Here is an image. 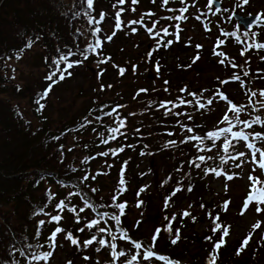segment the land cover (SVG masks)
Instances as JSON below:
<instances>
[{
  "label": "trees",
  "instance_id": "obj_1",
  "mask_svg": "<svg viewBox=\"0 0 264 264\" xmlns=\"http://www.w3.org/2000/svg\"><path fill=\"white\" fill-rule=\"evenodd\" d=\"M172 1L181 3V0H170V2ZM115 3L116 0H93V7L88 9L87 0H0V264H29L31 260L30 251L42 252L49 250L47 247V237L57 227V224L55 222L48 223L49 217L47 215L34 213L43 209L44 213H52L55 215L54 205L60 200H65V202L68 203L69 193H79V195H72L70 197L69 205L75 206L77 212H79L81 207H85L83 203L84 199H87L89 203L93 204L96 211L85 208L84 212H79L81 222L77 224L75 223L74 214L65 209L61 214L62 219L59 226L66 231H71L74 236L79 237L81 244L85 239L90 238L91 234L97 233L98 227H104L117 236V240L112 241L117 244V251L124 250L126 252L124 257L113 261L110 249L102 248L99 252L103 262L97 259V262H101L100 264H127L128 259L136 254L137 250L134 248L132 242H128L127 239H119L120 229L126 231L128 237L132 241L143 243L145 248L149 247L151 244V239L141 240L135 237V229L134 231L131 230L129 209L131 198L141 196L143 193L144 188H142L139 183L147 179L148 173H139L135 182L136 187L132 186L134 184L130 183L126 176L123 175L125 185L122 187L126 188V191H124L122 195H119L115 203L126 202L127 206L124 210V214L120 217V224L117 225L114 220L110 219V216L112 214H119V210L112 206L114 203L112 197L117 195L116 188L119 186L118 181L120 175L114 177V174L113 176L106 174L109 176V181L111 183L107 186V181H103V166L99 162V150L104 147L108 149L126 148L123 156H121L122 151H119L118 154H113V152L108 153L109 158L116 162L123 161L121 165L124 163L126 166L128 163L124 161H130L135 164L147 150L146 140L142 136L143 130L140 129L138 133L131 134L130 128L127 126L129 125L130 119L126 111L119 116L120 119L124 120L125 124L121 130L127 128V135L131 136L132 139L126 141L124 135H118V133L115 139H112L111 136L103 140L99 139L100 135H107L110 133L108 131L109 128L116 127L113 124V119L111 125L108 124L107 120L109 115H106V113H112V115H114L122 108L121 105H125V100L119 99L118 102L120 104H114V106H111L107 111L104 103H95L92 107L89 106V108L85 110L84 116L81 115L74 119L67 118V120H60L56 124V122L52 121L46 114L48 110L46 104L48 96L41 100V103L45 105L42 111H38V105L36 103L40 94L49 87L47 84L51 82L49 80L44 81V83L40 85L42 87L39 88V91L34 93V88L31 86L26 85L22 87L19 83L14 82L9 76V68L6 65L13 60H22L33 50L32 46L36 42L38 47L42 49L40 55L43 63L42 68L44 69V73L48 75L54 58H57L59 54L71 49L73 52L77 53L70 58L72 61L82 59L79 55V50L87 48L89 44H95L98 35L103 41L102 47L97 49V53L89 52L87 60H83V63L69 69L71 76H66L64 80L73 77L74 72L82 65L85 66V70H88L95 62L101 60H107V62L103 63L104 66L99 69L101 71L110 70L111 68L108 66L114 61H112V55H108L104 48L106 42V30L103 28L104 25L109 21L115 22L114 13L118 11L119 7H123L124 9L121 17L128 13L131 14L133 8L135 10H150L152 13L153 8L158 4H162V0H155V3H153V0H138L137 4H132L131 0H126L124 5L118 6L117 8L113 7ZM183 3L187 5L189 2L188 0H184ZM104 8L105 10H103ZM246 12L247 11H243V13ZM100 13L106 14L103 22L99 25L90 24L89 21L92 18L99 19ZM248 13L250 12L248 11ZM208 14L210 15L211 13L209 12ZM222 14H224V11L221 10L214 12L212 15L214 21H217V18H219L226 22L227 25L236 23V18L232 17V15L224 19ZM229 17H231V19H229ZM97 26L100 27L102 31L97 35H93V29ZM256 28L263 29L264 24H258L256 21L251 32H254ZM240 29L244 31L242 28ZM232 32L234 31H231V33ZM251 32L247 37L241 36V39L246 40L248 43L246 48L249 52H245L246 56L249 55L247 58L256 59L258 61L261 60L260 63L255 62L251 64L253 66L249 68L250 73L253 74L252 79L251 75L244 72L246 69L245 67L242 68V66L239 75L232 72L217 81L214 80L217 79L219 72L216 73L214 70L202 72L198 79L203 80L204 91L199 97V100L196 98L193 100L192 105L194 106L188 108L187 115L186 110L184 108L182 109L180 101H176V104H174L175 110L165 109L170 105L169 101H163V103L166 104L163 109L158 102L155 103L156 114L153 125L168 124L163 133H158V137L168 142H176L175 144L168 143L170 153H167L166 156H162L165 158L166 163L172 162L171 165L166 166V168H171L175 172V175H168V182L165 185L162 199H168L169 197L171 199L167 208L163 206L162 214L163 217L168 216L171 218L175 216V220L172 222L173 232H168V234H166L165 231H162L156 241L153 251L158 255H163L173 261H178L179 264L182 262H180L174 254L163 253L161 249L166 245H178L185 240H183L182 231L190 229L186 227L188 219L180 215L183 211L189 210V207H201V205L207 207L205 197L210 191L207 182L210 178L215 177V174L207 171V169L216 168L218 171L222 170L227 175L234 176L238 172L243 171L246 166L250 169L256 167V165L249 160L250 156L246 155L247 152L244 151V143L242 140L234 139L231 133L227 134V139L232 141L233 147L229 148L228 153L223 151V147L216 150V142L220 141V139H224L223 135L215 141L207 137L208 132H214L217 129L215 128L216 123L214 127L213 124L220 112L218 104H224L227 108L226 115L234 120L232 124L235 125L232 127L233 132L243 131L245 134H250L249 140L255 143L257 148H264V142L252 139V136L256 132L264 134V123L254 124L252 128H247L244 124L233 119V113L229 111V109L231 105L235 103L229 98L223 101L220 95H215L216 92L220 91H218V89L213 91L211 87L213 83L219 81L223 89L233 96L231 94L232 89L235 88V86H239L245 98V104L238 107L241 109L239 114L240 119L252 122L259 116L261 120L264 121V96L260 95V92L264 91V49L248 47L254 40H256L254 41L255 43H259L256 36L253 37L251 35ZM88 33L90 35L87 36ZM162 37L163 44L159 47L158 44L155 45L154 55L156 60L153 59V63L150 64L154 66V68H157V65L159 66L158 63L163 67V62L165 63L166 61L167 53L176 51L180 55L181 53L190 52L192 49L190 45L187 46L185 44L187 46L185 48L183 44H175L174 42L170 46H163L167 44L168 40L172 39L171 35L163 36L162 34ZM229 40L237 42L234 36H229ZM29 41L31 42V47L27 46ZM174 45H176V48H174ZM212 57L215 58L214 55H212L211 58ZM211 58L208 62L209 64H213L211 63L213 58ZM61 67H63V65H61ZM147 67L150 69L149 65ZM228 68L232 67L230 66ZM168 69L169 67H167L166 64L165 70L162 68L167 76L170 74L167 72ZM235 76H239L240 79H234ZM155 77L157 78L158 75H155ZM205 77H210L209 81L204 82ZM225 81L226 83H224ZM61 82L62 81L59 83ZM141 89L144 88H140V90ZM211 92H213V96H211ZM141 93H146V91H141ZM253 93H256V95H252ZM82 95L83 89L80 88L78 97H82ZM137 95L138 92L136 96ZM224 96H227V94L224 93ZM151 97H153V92L149 98ZM166 97L169 99L172 96ZM215 97H218V99ZM209 98H213V103L211 105L207 103ZM23 100L29 104V107H27L28 109L25 108L28 110L29 117L25 114L26 111L21 105ZM133 101L139 102V104L133 105L134 109H139L146 99H136ZM197 101L204 104L205 107L200 108ZM114 109L115 111H113ZM29 112L32 115H30ZM188 115H195L194 122L192 120V131L189 132L185 130L183 139L177 140L174 138L173 130L175 131L176 125H187L189 122L183 123L180 119L182 116L187 117ZM97 117H99V119H97ZM34 119L39 120V124L36 126L34 125ZM230 126H224L222 128H228ZM169 133H171V135H169ZM195 136H199L202 139H190ZM80 138H82V140H80ZM105 139L108 140L107 143L103 142ZM195 145H197V148ZM208 149H211V151ZM81 150L85 158L83 160H71L74 153L77 151L80 152ZM241 152L245 153V155L240 156ZM71 153H73V155ZM102 153L105 152H101V154ZM229 154H231L232 157H238V159H228ZM201 155L205 157V161L203 162L198 160V157ZM151 156L157 157V154H152ZM219 156H223L228 162L221 165L220 160L217 158ZM208 157H212V159H208ZM170 159L172 161H170ZM197 163L200 164L199 168L195 166ZM114 165L115 164L112 163L110 168L113 169ZM237 165L240 166L237 167ZM121 168H125V166L119 167L117 171ZM228 171L231 172V174H229ZM183 173L187 175L185 178L183 177ZM251 175H256V173L251 171ZM84 177L88 178L85 180L83 179ZM220 177L226 180L224 175ZM182 184H184V187ZM105 186L107 187L104 191ZM52 187H55V189ZM189 188L191 189L190 191ZM93 189H95V191H92ZM187 190L189 194L186 193ZM49 192L55 197L51 201L48 200ZM173 192H175V195H173ZM223 204L224 202L219 201L208 209L215 215L216 211L223 208ZM133 206L137 207V204ZM140 207L141 205L137 208ZM212 208H214L215 211H212ZM103 212H107L110 215L98 216V213ZM218 216L220 217V223L226 220L225 217L221 215ZM97 218L100 219L98 227L91 230L85 228L83 233L77 231V229L84 227L85 223L89 222L91 219ZM148 219L149 218L146 217L144 222ZM39 220H44L46 223L39 228L40 234L37 236L36 233ZM176 230L180 232V239L176 244H172L171 240L174 238ZM152 233H154V231ZM64 235L65 233L58 234L57 247L48 264H51L54 255H56L58 251H65L66 247L64 245L70 247L67 253L68 256L80 255L84 258L85 249L88 250V257H90V259L84 260L83 262L87 263L91 261L94 263L96 261V251L94 250L99 247L98 244H94L88 248L81 247L78 249L64 239ZM99 235L106 240L111 239L108 232ZM29 245L32 246L31 250L29 249ZM39 245H43V247H37ZM219 252H222L221 248L218 253ZM32 264H36V262L32 261ZM40 264H44V262L41 261ZM133 264H165V262L156 259L144 260L143 251H141L140 259L133 262ZM185 264L192 263L186 262ZM195 264L198 263L196 262Z\"/></svg>",
  "mask_w": 264,
  "mask_h": 264
},
{
  "label": "rangeland",
  "instance_id": "obj_2",
  "mask_svg": "<svg viewBox=\"0 0 264 264\" xmlns=\"http://www.w3.org/2000/svg\"><path fill=\"white\" fill-rule=\"evenodd\" d=\"M188 2L187 5L177 1L169 2L168 5H163V3L160 5L158 4L152 10L154 15L144 16L143 25H130L129 22L131 20H139L142 15L150 12V10L139 9L133 11L131 14L128 13L122 16L121 19L124 22L122 30L115 29L114 21L105 22L106 24L103 28L106 30V37L112 35L115 31V35L112 37L111 41L105 38L106 42L104 47L106 53L108 55L111 54L112 61H114L108 66L111 69L108 71H101L99 68L103 67L104 64L98 61L90 66L88 70H85V66L82 65L77 68L73 77L61 83H56L48 93V99L46 101L48 106L46 114L57 124L60 120L65 121L67 118L74 119L83 115L85 110L89 108V106L92 107L95 103H104L107 111L111 106H114V104H120L118 102L119 99L125 100V105H121L122 108L118 112L109 116L107 120L108 124L111 125L113 119V124L117 127V118L120 119L119 116L126 111L130 119L129 125L127 126L130 128L131 134L138 133L139 130L142 129V136L146 140L147 150L135 164L130 161H124L128 163L126 166L124 163L121 165L123 161L116 162L109 158L108 155H101V152H107L108 150L107 153H110L115 150V148L108 149L104 147L99 150V162L103 166V181H107V186L111 183L109 181V176L106 174L111 176L114 174L115 177L120 175L123 169V175L126 176L130 183L134 184L132 186L136 187L135 182L139 173H148L147 179L139 183V185L144 188L143 193L141 196L131 198L129 203L131 230L134 231L135 229V237L141 240H150L154 234L152 232L156 228H162L168 223L162 214L166 200L165 198L162 199V197L165 185L168 182V175H175L174 170L166 168V166L171 165L172 162L166 163L165 158L162 157L170 153L168 141L158 137V133H163L168 124L153 125L156 114L155 103L158 102L161 105V102L169 101L170 105L165 109L175 110L174 104H176V101H183L180 105L182 109L184 108L186 110L187 115L188 108L194 106L192 105L193 100L195 98L199 100V97L204 91L203 80L198 79L202 72H208L210 70H214L216 73L219 72L217 79L214 80L217 81L232 72L239 75L242 66V68L245 67L246 69L244 72L251 75L252 79L253 74L249 71V68L253 66L251 64L261 62V60L258 61L256 59L247 58L249 55L246 56L245 52L249 51L246 48L248 45L246 40L241 39L244 43L238 41L232 42L229 40L230 35L223 34L231 33V31L235 32L237 23H230V25H227L226 22L219 18H217V21H214L212 15L216 12L215 9H220L224 11V14H222L224 19L228 18L231 14H239V16L244 17L243 19L245 20L254 18L257 15L264 16V0H249L247 5H242V0H218L217 3L212 5V9L207 7L208 0H188ZM185 7L188 8L187 12L178 11ZM169 9H174L175 11H170ZM225 9H227V11H225ZM103 10H105V8ZM243 11L247 12L243 13ZM248 11L250 13H248ZM209 12L211 13L210 15L208 14ZM202 13L203 15H201ZM178 15H183L186 19H166L167 17H175ZM197 16H200V19H197ZM240 20L241 18H239V21ZM240 23L242 24L241 21ZM177 24H179L182 29L178 41L175 37V32L177 31L175 26ZM133 28L136 29L135 32L132 31ZM147 28H153V33L149 34ZM164 28H167L170 33H173L171 39L175 44L181 43L185 48L190 45L192 49L190 52L181 53L180 55L176 51L167 53L166 61L165 63L163 62V67L158 63L161 67H159L160 70L157 71V68H154V66L150 64L153 63V59L156 60L154 55L155 45L161 40L160 37H162ZM206 29L211 30L208 31ZM156 32H160L161 36H156ZM254 33H256L257 41L259 43H264V28H256ZM88 35L90 34L88 33L87 36ZM153 37H155V39ZM218 40L224 42L220 47H216ZM196 45H201L202 47L197 48ZM32 47L33 50L22 60H13L6 65L9 68V76L14 82L19 83L22 87L29 85L34 88V93H36L39 91V88L42 87L40 85H42L44 81H47V73H44V69L42 68L43 63L40 57L42 49L38 47L36 42ZM174 48H176V45H174ZM214 50L216 52H223L225 55L223 57H218L213 54ZM241 52H244V55H241ZM149 53H151L150 57ZM212 55H214L215 58L212 57V59ZM197 56H199V59L193 62L194 58ZM210 58L212 59L211 63L214 65L208 63ZM221 59L224 60L223 64L219 62ZM165 64L169 67L167 72L170 74L168 76L162 70V68L165 70ZM233 64H235L236 67H233ZM148 65L150 69L147 67ZM230 66L232 68H228ZM121 68L124 69L123 74H120L119 69ZM155 75H158V77L156 78ZM209 79L210 77H205L204 82L209 81ZM47 85H50V83ZM211 87L213 91H215V89L220 91L216 92V96H218V93H223V95L224 93L227 94V97L232 100L237 107L245 104L244 93L239 89V86H235V88L232 89L231 94L233 96L223 89L219 81L213 83ZM80 88L83 89L82 97H78ZM140 88L146 89V93H141ZM137 92L138 95L136 96ZM152 92L153 97L149 98ZM166 96L172 97L168 99ZM211 96H213V92H211ZM215 98L218 99V97ZM220 98L224 101L221 96ZM136 99H146L139 109L133 108V105L139 104V102L133 101ZM209 99L213 100V98ZM21 105L26 111L25 114L29 117L28 110L25 109L29 107V104L23 100ZM218 106L220 107V112L213 124L214 127L216 123L215 128H217L214 132L219 131L224 126H230L228 122L223 121V116L227 114L226 106L220 103ZM245 108L247 109L246 105ZM30 115L32 114L30 113ZM180 120L183 123H189L185 126L176 125V129L175 131L173 130V132L174 138L177 140H182L185 130L193 127L195 115H188L187 117L182 116ZM233 122L234 120H232V124ZM38 124L39 120L34 119V125L36 126ZM126 129L127 128L120 130L118 135H124V139L129 141L132 137L127 135ZM110 136L111 133L100 135L99 139L103 140ZM80 140H82V138H80ZM224 142V139L217 141L216 150L220 147L222 148ZM195 147L197 148V145H195ZM125 150L126 148L123 147L121 156H123ZM247 153L252 156L251 152L248 150ZM71 154L73 155V153ZM152 154H157V157L151 156ZM84 158L85 155L81 150L80 152H75L71 160H83ZM170 161L172 160L170 159ZM112 163L115 164L113 169L110 168ZM123 165L125 168H121L117 171V169ZM248 168L249 167L246 166L243 171L234 175L233 181L225 180L216 175L210 178L207 182L210 191L205 197L207 207H189V210H187L191 213V216L185 217L188 219L186 227L190 229L182 231L183 240H185H181L182 242L178 245L163 246L161 251L163 253L174 254L175 257L182 262L181 264H185L186 262L192 264L196 262L198 264H209V257L213 254L212 243L205 238L211 235L213 242H215L220 238V232L222 230L216 233L212 232V228L214 227L213 220L208 215V213H211L212 217L217 215L225 217V221L223 220L221 223L218 221V223L227 227L229 230V235L224 238L225 243L221 248L222 252H219L217 255L216 264H264V212L259 214L255 213L254 205H252L244 215H241L243 202L251 187L250 181L248 180L251 169L249 168L248 170ZM228 173L231 174L229 171ZM186 176L187 175L183 173V177L185 178ZM182 185L184 187V184ZM107 186L104 187V191ZM52 188L55 189V187ZM186 193L189 194V191L187 190ZM139 201H142L140 208L133 206ZM219 201H230V206L227 211L220 208L214 215L208 208ZM261 207H264V205ZM212 211H215L214 208H212ZM146 217L149 219L144 222ZM192 217H195V220H193ZM256 222H260L261 227L254 230L252 225ZM165 232L168 234L167 231ZM249 235H251L252 239L247 247L238 255L237 251L241 247L242 240ZM64 246L66 247L65 251H58L56 255H54L51 264H69V261H71V264L92 263L91 261L84 263L83 261L85 259L80 255L68 256L67 253L70 247L67 245ZM84 251V257L88 256V250L84 249ZM101 258L100 252L96 251V261L92 264H98L97 259L103 262ZM101 262H99V264Z\"/></svg>",
  "mask_w": 264,
  "mask_h": 264
},
{
  "label": "snow or ice",
  "instance_id": "obj_3",
  "mask_svg": "<svg viewBox=\"0 0 264 264\" xmlns=\"http://www.w3.org/2000/svg\"><path fill=\"white\" fill-rule=\"evenodd\" d=\"M170 2V0H162L163 5H168ZM184 0H181V3H183ZM218 0H208V4L207 7L209 9H212V5L214 3H217ZM126 3V0H116V3L113 4L114 8H117L118 6H122ZM132 4H137L138 0H131ZM153 3H155V0H153ZM249 3V0H242V5H247ZM240 5V6H242ZM87 7L88 9H91L93 7V0H87ZM170 11H175L174 9H169ZM124 9L123 7H119L118 11H116L115 13V29L116 30H122V26L124 24V22L121 19V15L123 13ZM132 11H135V9L133 8ZM178 11L181 12H187L188 8L185 7L183 9H179ZM216 12L220 11V9H215ZM225 11H227V9H225ZM105 13H100L99 19L96 18H92L89 23L90 24H95V25H99L103 22L104 18H105ZM154 15V13L148 12L145 13L144 15H142L140 17L139 20H131L129 22L130 25H136V24H141L143 25V20H144V16H152ZM203 15V13L201 14ZM197 19H200V16L196 17ZM166 19L172 20H184L186 19L185 16L183 15H178L175 17H167ZM229 19H231V17H229ZM258 24H264V16L262 15H257L254 18ZM242 23L247 26L250 24V21H242ZM177 31L175 32V37L176 40L178 41L180 39V32L182 31V29L180 28V25L177 24L176 26ZM208 31H210L211 29H206ZM102 31V29L100 27H95L93 29V35H97ZM133 32L136 31L135 28L132 29ZM147 31L149 34H152L154 29L153 28H147ZM251 30L250 28H245V30L243 32H241L240 30V25L237 24L236 25V31L232 32V33H223L224 35H230V36H234L236 38V40L240 43H244L243 40H241V36L247 37L249 36ZM115 35V31L112 33V35H109L106 37V39L108 41L112 40V37ZM156 36H161L160 32H156L155 33ZM173 35V33H170L168 31L167 28L163 29V36H170ZM251 35L253 37L256 36V33L251 32ZM155 39V37H153ZM102 43L103 41L99 38V36L97 35V39L95 41V44H89L87 48L85 49H81L79 50V55L82 57V59L79 60H75L72 61L70 58L73 55H76L77 53L73 52L71 49H69L67 52L61 53L59 54V56L57 58H54L52 61V66L50 67V71L48 73V75L46 76V79L49 80L51 83L49 85L48 88H46L44 90L43 93L40 94L39 99L36 100V103L38 105V111H42L44 108V104L41 103V100L45 99L48 96V93L51 91L52 87L56 84L59 83L60 81H63L64 79H66V76H71V72L69 71V69L73 68L74 66H78L79 64L83 63V60H87L88 59V53H97V49L102 47ZM173 43L172 40H168L167 44H164L163 46H170ZM223 41H219L217 42L216 47H220L221 44H223ZM163 44V37H161V40L158 42V47ZM28 47H31V42L29 41L27 44ZM197 48L202 47L201 45H196ZM249 48H257V49H264V43H255L253 42L251 45L248 46ZM214 55L218 56V57H223L225 54L223 52H216L214 50L213 52ZM241 55H244V52H241ZM151 56V53H149V57ZM110 59V58H108ZM196 59H199V56L195 57L193 62H195ZM99 63H106L107 60H101L98 61ZM221 64L224 63V60L221 59L219 61ZM61 65H63V67H61ZM233 67H236L235 64H233ZM159 70V66L157 65V71ZM120 74H123L124 69L121 68L119 69ZM234 79L239 80L240 77L239 76H235ZM167 83V82H165ZM226 83V81L224 82ZM140 91H146L145 89H141ZM195 95V94H192ZM218 95H220L223 99L228 100L227 96H224L223 93H218ZM252 95H256V93H253ZM261 96H264V91L260 92ZM181 103H183V101H181ZM190 103V102H189ZM197 103L199 104L200 108H204L205 105L202 103H199V101H197ZM207 103L209 105H211L213 103V101L211 99H209L207 101ZM166 104L161 102V107H165ZM115 111V109L113 110ZM229 111H231L233 113V119H235L236 121H238L239 123H242L245 125V127L247 128H252L254 124H261L264 123V121L261 120V117L257 116L255 118L254 121L252 122H247L244 120L240 119V112L241 109L238 108L235 104L231 105V108L229 109ZM106 115L111 116L112 113H106ZM97 119H99V117H97ZM223 121L224 122H228L230 125H232V119L229 118L228 115H225L223 117ZM117 122H118V126L117 127H113V128H109L108 131L112 134L111 138L115 139L116 138V134L120 133V130L125 126L124 124V120L117 118ZM235 125H232L228 128H222L217 132H208L207 133V137L209 139H212L213 141H215L216 139H219L222 135L224 136L225 142L223 144V151L225 153H228L229 148L233 147L232 141L227 139V134L231 133L232 137L234 139L237 140H242V141H249L250 138V134H245L243 131L240 132H233L232 131V127H234ZM138 131V130H137ZM189 132L192 131L191 128L188 129ZM123 134V133H121ZM169 135H171V133H169ZM58 139V137H57ZM190 139H195V140H201L202 138L199 136H195V137H191ZM253 140H260L261 142H264V134H261L259 132H256L253 136H252ZM104 143H107L108 140L105 139L103 141ZM168 143L170 144H175V141H169ZM247 148L249 150H251V155H252V163L256 165L255 168L251 169L252 172L256 173V175H249L248 176V180L250 181V189L247 192L246 195V199L243 202V207L241 210V215H244L248 210L249 207L254 205V211L255 213L259 214L261 212H264V207H261L262 205H264V148H257L255 143H247ZM209 151H211V149H208ZM119 151H123V148L120 149H115L113 150V154H118ZM257 154L259 156V158H257ZM101 155L107 156L108 153H102ZM245 155V153L241 152L240 156ZM220 160L221 165L226 164L228 161L223 157V156H219L217 157ZM208 159H212V157H208ZM228 159H238V157H232L231 154H229ZM199 161H205V157L204 156H199L198 157ZM197 168L200 167V164H196L195 165ZM240 165H237V167H239ZM207 171H210L212 173H214L216 176H221L224 175L226 180H233L234 176L233 175H227L225 172L218 171L216 168H210L207 169ZM88 177H84L83 179H87ZM118 187L116 188V193L117 195H114L112 197V201L114 202L112 206H114L116 209L119 210V214H112L110 216V219L114 220L116 222L117 225L120 224V217L124 214V210L126 208V202H121V203H115V201L118 200L119 195H122L124 191H126V188L122 187L123 185H125V180L123 178V169L121 170L120 173V179L118 181ZM179 190V189H177ZM191 189L189 188V191ZM92 191H95V189H93ZM143 191V190H141ZM72 195H79V193H69V200L68 203L65 202V200H60L58 201V203H56L54 205V211L56 212L55 215H53L52 213H44L43 209L38 210L36 213L34 214H44L47 215L49 217V220L47 221L48 223H52L55 222L57 224V227L51 232V234L47 237L48 240V251H30V256H31V260L29 261V264H32V261H35L36 264H40L41 261L44 262V264H48V262L50 261L56 247H57V236L60 233H65L64 235V239H66L67 241H69L71 243V245L75 246L76 248H88L89 246H92L94 244H98L99 247L96 248V251L99 252L101 251L102 248H108L110 249V254H111V258L113 261L119 260L121 257H124L126 255V252L124 250H119L117 251V244L113 243L112 241L117 240V236L115 234H112L108 229H105L104 227H98V225L100 224V219H91L89 222L85 223L84 227H81L79 229H77L78 232L83 233L85 231V228L91 230L93 228L98 227V232L97 233H93L91 234L90 238L85 239L82 244L81 241L79 239V237H76L73 235V233L71 231H66L64 228L60 227V221L62 219V213L65 209H67L69 212L74 214L75 217V223L79 224L81 222V218L79 216V212H84L85 208L88 209H92L93 211H96V209L94 208L93 204L89 203V201L87 199L83 200V203L85 205V207H81L79 209V212H77V208L75 206H69L70 205V197ZM173 195H175V192H173ZM55 197L52 193H48V200L51 201L53 200ZM170 197L168 199L165 200V208L168 207L169 201H170ZM230 201H225L223 204V210L227 211L228 210V206H229ZM142 204V201H139L137 203V207H139ZM201 207H204L203 205H201ZM109 216L110 214L107 212H103V213H98V216ZM182 217H189L191 216V213L187 210L183 211L180 214ZM209 217L212 218L213 220V225L214 227L212 228V232L216 233L217 231H220L222 229L220 238L213 242V238L212 236H208L205 239L209 242L212 243V252L213 254L209 257V264H216L217 261V255H218V251L219 249L224 245L225 240L224 238L227 237L229 235V230L227 227L223 226L222 224L218 223L220 217L217 215L215 217H212L211 213H208ZM193 220H195V217H192ZM164 219L166 221H168V223L166 225H164L162 228H156L154 230V234L151 237V244L149 247L145 248V246L143 245V243L141 242H136V241H132V244L134 246V248L137 250L136 254L132 255L128 261L127 264H133V262H136L140 259L141 257V251H143V259L144 260H159V261H164L165 264H179L178 261H173L168 257H165L163 255H158L156 252L153 251V249L155 248L156 245V241L160 235V233L162 231H167L169 233L173 232V228H172V222L175 220V216H172L171 218H169L168 216H165ZM46 222L44 220H39L38 221V230L36 235L39 236V228H41ZM261 227L260 222H256L252 225V228L254 230L259 229ZM108 232V234L110 235L111 239L110 240H106L104 239L102 236H100L99 234H103ZM119 239L121 240H125V239H129L127 232L124 231L123 229H120V236ZM180 239V232L179 230L175 231V235L174 238L171 240L172 244H176ZM252 239L251 235L247 236L246 238H244L241 242V247L240 249H238L237 254L239 255L241 251L244 250V248L247 247V245L249 244L250 240ZM37 247H43V245H39ZM32 246L29 245V249L31 250ZM85 260L90 259V257L85 256L84 257ZM69 264H71V261H69ZM99 264V262H98Z\"/></svg>",
  "mask_w": 264,
  "mask_h": 264
},
{
  "label": "water",
  "instance_id": "obj_4",
  "mask_svg": "<svg viewBox=\"0 0 264 264\" xmlns=\"http://www.w3.org/2000/svg\"><path fill=\"white\" fill-rule=\"evenodd\" d=\"M236 18H238V19H239V18H241V17H239V16H237V15H236ZM254 18H255V17H254ZM254 18H249V19H247V20H245V19L241 18V20H240V21H241V22H242V21H250V24H249V25H247V26H245V25L242 23L244 27H247V28H248V27L252 26V25H253V23L255 22V19H254Z\"/></svg>",
  "mask_w": 264,
  "mask_h": 264
}]
</instances>
